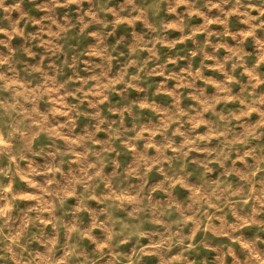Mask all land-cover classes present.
<instances>
[{"label":"clouds","instance_id":"obj_1","mask_svg":"<svg viewBox=\"0 0 264 264\" xmlns=\"http://www.w3.org/2000/svg\"><path fill=\"white\" fill-rule=\"evenodd\" d=\"M0 264H264V0H0Z\"/></svg>","mask_w":264,"mask_h":264},{"label":"rangeland","instance_id":"obj_2","mask_svg":"<svg viewBox=\"0 0 264 264\" xmlns=\"http://www.w3.org/2000/svg\"><path fill=\"white\" fill-rule=\"evenodd\" d=\"M201 39H203V37H201ZM204 254L209 256V258H211V256L213 255L212 253H204Z\"/></svg>","mask_w":264,"mask_h":264}]
</instances>
